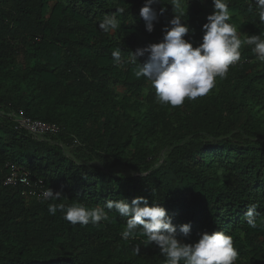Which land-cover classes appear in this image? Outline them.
Masks as SVG:
<instances>
[{
    "label": "trees",
    "instance_id": "16d2710c",
    "mask_svg": "<svg viewBox=\"0 0 264 264\" xmlns=\"http://www.w3.org/2000/svg\"><path fill=\"white\" fill-rule=\"evenodd\" d=\"M144 3L0 0V264H163L159 248L143 237L121 239L127 218L114 210L99 227L73 226L47 211L49 203L135 197L165 207L178 238L188 223L189 243L223 231L239 251L236 264H264V227L249 228L244 218L251 204L257 220L264 217V65L245 48L242 62L207 96L180 108L157 104L153 88L143 95L149 84L135 78V66H114L111 57L117 47L127 57L162 42L172 6H154L166 11L148 33L139 17ZM229 9L243 34L264 31L249 0H230ZM212 11V0H189L185 39L194 47ZM113 13L121 27L105 34L99 23ZM19 111L59 133L34 139L15 131L9 116ZM160 134L157 150H167L155 165L147 144ZM12 166L66 199H28L21 185H4Z\"/></svg>",
    "mask_w": 264,
    "mask_h": 264
},
{
    "label": "clouds",
    "instance_id": "9594fccd",
    "mask_svg": "<svg viewBox=\"0 0 264 264\" xmlns=\"http://www.w3.org/2000/svg\"><path fill=\"white\" fill-rule=\"evenodd\" d=\"M163 4V0H145L139 10L148 33L154 31V22L166 11L155 5ZM172 6L173 18L162 29V42L138 47L125 57L117 47L111 52L114 66L126 64L135 66L134 75L137 80H145L155 90V102L161 106L180 108L185 101L194 102L207 96L217 86V80L227 79L229 69L242 62V52L250 48L256 60L264 65V31L259 35L243 34L235 23L229 9L230 0H212L213 11L206 17L202 25V41L193 46L185 37L190 27L185 22L189 0H168ZM254 6V8H253ZM125 10L118 8L117 13ZM249 11H254L259 23L264 25V0H249ZM121 21L116 13L106 14L99 23V30L105 34L116 32ZM145 58L144 63H139ZM44 201H60L61 191L54 192L46 188L38 197ZM143 205V206H142ZM257 204L247 207L245 221L249 228L264 227V217L257 220ZM115 211L127 218L120 233L121 239L135 240L143 237L148 245L159 248L164 258L163 264H236L240 254L234 245L233 237L223 231L211 234L202 233L194 243L186 242L190 238L191 224L177 226L165 207L158 202H149L144 197H135L129 203L126 199L106 200L103 205L89 206L81 202L49 203L47 211L55 216L63 214V219L75 226H101L102 221L109 220V213ZM139 248L135 253L138 255Z\"/></svg>",
    "mask_w": 264,
    "mask_h": 264
},
{
    "label": "built area",
    "instance_id": "2783aa9c",
    "mask_svg": "<svg viewBox=\"0 0 264 264\" xmlns=\"http://www.w3.org/2000/svg\"><path fill=\"white\" fill-rule=\"evenodd\" d=\"M9 119L13 122L15 131L25 132L34 139H43L47 136H56L60 131L58 126L46 124L41 121H33L25 117L21 111L18 113H11ZM18 184L24 188V193L22 195L28 197V199L39 197L43 192L41 186L42 183H33L29 172L22 168L12 166L8 175L6 176L4 185L15 186Z\"/></svg>",
    "mask_w": 264,
    "mask_h": 264
},
{
    "label": "rangeland",
    "instance_id": "374dc122",
    "mask_svg": "<svg viewBox=\"0 0 264 264\" xmlns=\"http://www.w3.org/2000/svg\"><path fill=\"white\" fill-rule=\"evenodd\" d=\"M151 88L152 87L150 86V84L148 86H146L145 89L142 91L143 95H146L151 90ZM118 92L119 93L122 92V89H119ZM162 138H163V134H160L156 139L151 140V142L149 141L148 144H147L148 148L150 150V153L152 155V158H153V163L155 165H157L159 163H162L164 161V159H165V153H166L167 149H164L161 152H159L157 150V148H158L157 147V143H158L159 139H162ZM170 139H172V138H170ZM174 142H175V140H170V144L174 143ZM65 154H66V157H68V158H72L73 157V155H72L73 152H72L71 149H66ZM115 172L116 173H118V172L123 173L121 168L115 169ZM125 174H128V172H125Z\"/></svg>",
    "mask_w": 264,
    "mask_h": 264
}]
</instances>
